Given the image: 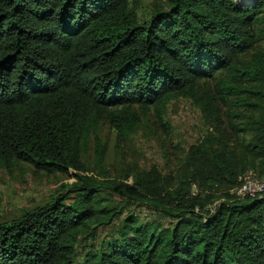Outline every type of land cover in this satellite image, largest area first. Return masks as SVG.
<instances>
[{"label": "trees", "instance_id": "1", "mask_svg": "<svg viewBox=\"0 0 264 264\" xmlns=\"http://www.w3.org/2000/svg\"><path fill=\"white\" fill-rule=\"evenodd\" d=\"M263 5L165 0L140 22L138 0H0V167L24 163L74 180L0 222V264H264V195L229 193L245 170L264 172V48L255 47ZM204 81L210 92L197 91ZM178 97L205 120L230 108L217 135L188 147L176 186L156 169L134 174L133 185L92 179L80 155L91 136L102 162L101 121L124 137L151 107L165 127V105ZM243 133L247 140L233 138ZM215 186L228 194L209 209ZM103 188L173 221L128 213L78 261L79 241L121 214L104 204Z\"/></svg>", "mask_w": 264, "mask_h": 264}, {"label": "rangeland", "instance_id": "2", "mask_svg": "<svg viewBox=\"0 0 264 264\" xmlns=\"http://www.w3.org/2000/svg\"><path fill=\"white\" fill-rule=\"evenodd\" d=\"M165 0H138L137 18L146 21L153 5ZM264 17V5L262 9ZM256 49L264 48V40H259ZM249 54L242 57L248 59ZM223 75V73H221ZM211 81L200 84L198 92H210ZM228 105L218 106V115L210 120L203 119V114L189 98L170 99L163 111L165 127L158 125L153 118L151 107L144 114L134 131L124 137L119 136L106 121H101L97 135L104 146L102 162L94 157L93 140L89 136L80 159L89 175L96 182H109L118 185L124 182L133 185V175L156 169L166 175L172 187L183 178L184 158L188 147L198 142L208 132L217 133L226 126L224 112ZM232 109H234L232 107ZM241 111V108H236ZM235 140H247L246 133L235 135ZM253 171V170H245ZM255 173V171H253ZM74 182L60 173L45 174L33 170L24 163L15 164L11 170L0 167V222L18 217L23 211L49 201L56 192H64ZM194 191V187H191ZM213 204L226 198L228 189L215 186L210 190ZM100 194L105 197L104 204L121 210V214L108 224H95L90 236L79 241L76 259L80 261L84 251L101 247L119 227L121 219L128 213L136 214L140 222L154 220L160 225L169 226L173 220L154 210L150 205L121 195L113 189L103 188Z\"/></svg>", "mask_w": 264, "mask_h": 264}, {"label": "built area", "instance_id": "3", "mask_svg": "<svg viewBox=\"0 0 264 264\" xmlns=\"http://www.w3.org/2000/svg\"><path fill=\"white\" fill-rule=\"evenodd\" d=\"M248 3L250 0H236ZM234 197L258 198L264 195V172L260 175L253 171H244L239 177V184L229 190Z\"/></svg>", "mask_w": 264, "mask_h": 264}, {"label": "clouds", "instance_id": "4", "mask_svg": "<svg viewBox=\"0 0 264 264\" xmlns=\"http://www.w3.org/2000/svg\"><path fill=\"white\" fill-rule=\"evenodd\" d=\"M250 1H251V0H250ZM250 1H249V2H250Z\"/></svg>", "mask_w": 264, "mask_h": 264}]
</instances>
